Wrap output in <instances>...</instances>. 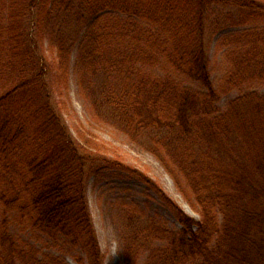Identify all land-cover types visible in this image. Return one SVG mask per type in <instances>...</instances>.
<instances>
[{
  "label": "trees",
  "instance_id": "16d2710c",
  "mask_svg": "<svg viewBox=\"0 0 264 264\" xmlns=\"http://www.w3.org/2000/svg\"><path fill=\"white\" fill-rule=\"evenodd\" d=\"M212 19L249 27L224 38L230 67L218 90ZM46 44L56 55L48 71ZM73 50L79 82L108 74L100 101L131 135L154 134L149 151L199 220L146 174L78 146L61 111ZM162 62L206 91L153 73ZM255 83L264 84V0H0V264H70L17 236L15 224L59 253L73 249L75 264H105L87 199L99 162L146 184L181 225L154 221L131 236L126 264L141 251L142 264H264V94L218 107Z\"/></svg>",
  "mask_w": 264,
  "mask_h": 264
},
{
  "label": "rangeland",
  "instance_id": "374dc122",
  "mask_svg": "<svg viewBox=\"0 0 264 264\" xmlns=\"http://www.w3.org/2000/svg\"><path fill=\"white\" fill-rule=\"evenodd\" d=\"M227 10L219 15L227 19ZM210 21L209 34L214 36L207 41V53L212 81L218 90L223 83L224 77L230 67L226 52L228 48H222L224 38L231 34L242 32L248 26H238L235 21H225L219 27ZM79 30V29H78ZM77 30V31H78ZM45 70L53 68L56 55L48 44L44 46ZM77 52L72 51L69 74L68 94L70 102L64 100L62 108L65 122L70 129L74 140L82 151L95 154L100 160H118L124 165L146 174L153 182L158 184L165 194L178 204L189 216L199 220V216L186 204L178 193L176 186L162 164L149 151V142L154 134L145 137L131 135L115 117L113 110L108 109L100 101L99 94H103L109 88L108 74H93L85 87L79 81L75 70ZM158 76L171 75L184 87L205 92V88L196 81L175 71L166 62H162L153 69ZM48 74V73H47ZM50 75V74H49ZM50 76H48L49 78ZM92 87V88H90ZM254 90L264 94V84L255 83L242 90H233L224 94L218 102V107L225 111L227 104L242 92ZM221 90H219V93ZM58 107V100L56 101ZM99 162V161H98ZM87 182V199L94 227L105 264H126V249L131 236L147 227L151 222L161 221L167 224L172 231L181 229L171 209L151 190L146 184L131 176L124 170L113 168L111 165L99 162ZM3 210L0 207V218ZM12 230L20 238L36 245L42 253H54L64 256L70 264H75L71 258L76 252L67 249L66 253H59L51 247L45 237L31 233L27 228L15 224ZM154 239L155 236L153 235ZM143 242V240L139 239ZM152 242V239H151ZM145 244V248L158 247L163 244L160 239L155 240L153 245ZM145 252L139 253L136 264H142Z\"/></svg>",
  "mask_w": 264,
  "mask_h": 264
}]
</instances>
